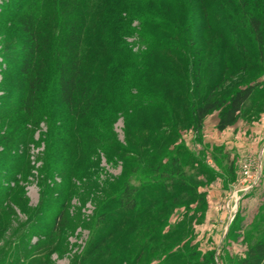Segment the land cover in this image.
<instances>
[{"label":"rangeland","instance_id":"1","mask_svg":"<svg viewBox=\"0 0 264 264\" xmlns=\"http://www.w3.org/2000/svg\"><path fill=\"white\" fill-rule=\"evenodd\" d=\"M16 1L0 0V264H235L264 240V0H188L181 20L174 13L184 10L162 13L176 27L160 31L140 10H122L128 24L114 36L130 54H144L142 35L167 37L183 52L163 62L147 55L130 80L96 28L114 27V3L91 0L85 70L110 105L92 107L73 144L60 126L66 113L52 65L38 105L20 110L28 85L21 53L5 58L25 38L11 22ZM54 15L50 8L44 23ZM249 15L260 23L261 46ZM248 84L255 90L234 124L218 130L216 109L195 128L189 103L212 88L223 103ZM127 94L136 101L124 108ZM107 138L119 151L105 150ZM125 183L134 209L117 202ZM40 198L47 205L39 212Z\"/></svg>","mask_w":264,"mask_h":264},{"label":"trees","instance_id":"2","mask_svg":"<svg viewBox=\"0 0 264 264\" xmlns=\"http://www.w3.org/2000/svg\"><path fill=\"white\" fill-rule=\"evenodd\" d=\"M16 1V0H15ZM186 1V2H185ZM188 0H108L114 4V16H117L110 24L114 27L106 30L101 27V21L96 22V28H101L104 31L100 36L101 44H105L107 49L115 52L114 59L121 61L123 67H117L118 74L124 76L127 80L132 77L131 66L141 64L144 57H152V59H159L165 61L171 54L172 59L182 58L183 52L167 37L164 36H147L142 35V45L145 49L141 55L130 54L125 45L122 44L115 33L121 32V28L128 24L126 17L121 19L120 12L126 15L137 12L142 15L139 19L145 24L149 25L152 30H174L175 24H170L162 13L174 12L175 8L184 10L182 15L175 16V19H182L186 16V8ZM17 11L13 13L11 22L15 23L17 27L25 34L23 44L16 49L10 46L8 52L11 57L5 56L8 59H16L21 53L19 60L18 72L28 82V85L21 91L19 100L20 110L31 112L35 106L38 105L41 96H43L44 78L48 74V69L52 65L56 97L58 100V107L64 108L66 115L60 120V126L65 127L67 131V141L76 142L77 138H72L74 130H80V121L86 119L91 113L92 107L103 104L109 107L110 103L103 100V90L99 84L90 82L88 74L85 70V54L82 49L83 32L90 23L94 20L90 14L92 8L91 0H17ZM94 7V6H93ZM21 8V12L18 10ZM24 10H23V9ZM54 9L55 14L52 19L53 24H45V18L49 11ZM139 8V9H138ZM94 13H96L94 11ZM100 14V13H99ZM178 17V18H177ZM2 20V18H0ZM150 19V24H148ZM248 23L250 30L254 35V39L258 46L262 45L260 23L256 17L249 15ZM123 25V26H122ZM125 28V27H124ZM54 32H48L47 30ZM50 30V31H51ZM52 41V42H50ZM101 45V46H102ZM7 48L3 49L6 50ZM16 49V51H14ZM185 52V51H184ZM195 52V51H194ZM197 52V51H196ZM121 55V56H118ZM48 56V59L46 57ZM87 56V55H86ZM51 57V59H50ZM126 57V58H125ZM125 58V61L123 59ZM140 66V65H139ZM126 68V70H125ZM155 79L161 75V68L158 67ZM124 71V72H123ZM113 75V73H112ZM140 83H135L139 92ZM120 89L126 92V86L122 85ZM147 90V87H146ZM255 90V84H248L244 87L236 89L228 99L222 103L214 95V90L209 89L205 95H199L194 101L189 103V108L192 113V121L196 129L201 127L202 121L207 114L214 110H218L216 128L223 130L226 127L234 124L240 117L241 110L252 96ZM137 92V93H138ZM101 93V96L100 94ZM134 95L127 94L122 98L123 107H127L128 102L133 99ZM105 98V96H104ZM64 109H60L64 112ZM53 110V109H52ZM57 111V109H56ZM59 118V117H58ZM60 119V118H59ZM83 124V122H82ZM84 125V124H83ZM82 128V127H81ZM87 130V135L83 137L85 140L90 139V134ZM103 146L107 152L112 151L110 148L119 151L117 145L111 144L110 139H105ZM115 151V152H116ZM67 158L70 157L68 147L64 153ZM64 159L68 162V160ZM52 162H49L51 164ZM44 185H42L43 189ZM134 189H129L125 183L122 194L117 198V202L128 209L135 208V200L132 194ZM43 195L41 191L40 195ZM47 203L40 198L37 211L40 212ZM59 216V214H58ZM54 222L57 223L56 220ZM264 261V240H258L247 247L244 257L238 259L235 264H262ZM209 264H214L208 261Z\"/></svg>","mask_w":264,"mask_h":264}]
</instances>
